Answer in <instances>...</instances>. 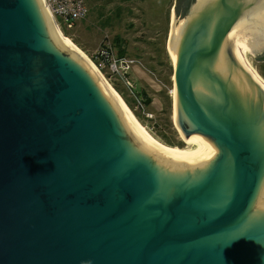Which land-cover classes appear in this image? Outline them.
I'll list each match as a JSON object with an SVG mask.
<instances>
[{
    "label": "water",
    "instance_id": "obj_1",
    "mask_svg": "<svg viewBox=\"0 0 264 264\" xmlns=\"http://www.w3.org/2000/svg\"><path fill=\"white\" fill-rule=\"evenodd\" d=\"M191 0L153 149L37 0H0V264H264V0ZM180 20V19H178Z\"/></svg>",
    "mask_w": 264,
    "mask_h": 264
},
{
    "label": "rangeland",
    "instance_id": "obj_2",
    "mask_svg": "<svg viewBox=\"0 0 264 264\" xmlns=\"http://www.w3.org/2000/svg\"><path fill=\"white\" fill-rule=\"evenodd\" d=\"M84 1L85 18L72 30H63L67 37L58 29L60 34L90 59L151 138L166 147L188 148L175 124L173 66L167 50L172 10L177 20L175 34L185 21L177 13L182 1ZM106 49L129 67L126 74L113 75L100 60L91 59ZM252 68L262 78L264 59L252 63ZM142 92L145 96L140 97Z\"/></svg>",
    "mask_w": 264,
    "mask_h": 264
},
{
    "label": "bare ground",
    "instance_id": "obj_3",
    "mask_svg": "<svg viewBox=\"0 0 264 264\" xmlns=\"http://www.w3.org/2000/svg\"><path fill=\"white\" fill-rule=\"evenodd\" d=\"M199 0H197L198 2ZM42 13L44 15V18L46 20V23L50 29L51 35L53 39L62 47H64L66 50H68L70 53H72L76 59L84 65V67L88 70V72L93 76V78L96 80L100 88L112 99V101L115 103L121 114L125 117V119L130 123L134 131L139 134L153 149H155L158 152L165 153L168 155H186V154H193L197 153L203 150L204 146L200 145V147H195L193 149L185 148H170L163 146L156 142L153 138L149 136V134L143 129V127L138 123L136 118L132 115L131 111L128 109V107L124 104L122 99L119 97V95L112 89V87L107 83L101 72L95 67V65L90 61V59L87 58V56L68 38L63 37L58 28L55 26L50 14L46 10L43 1L42 0H37ZM196 2V3H197ZM177 24V23H176ZM183 26V25H182ZM182 28V27H181ZM181 28L179 32L181 31ZM177 29V25H176ZM172 32V29H171ZM177 31H175L176 33ZM178 32V33H179ZM177 37L179 34H175ZM171 36H169L170 38ZM170 42V39H169ZM169 42L167 45V50H168V55L170 57V60L172 62L173 69L176 67V62L173 58V55L170 51L169 48ZM252 76L254 79V83L258 85L261 90L264 92V81L260 77V75L252 68ZM173 81V108H174V113H175V124L177 126V112H176V86H175V81L174 77L172 79ZM178 129V127H177ZM179 131V129H178ZM181 137L183 138L181 132L179 131ZM185 141V139L183 138ZM186 142V141H185Z\"/></svg>",
    "mask_w": 264,
    "mask_h": 264
},
{
    "label": "built area",
    "instance_id": "obj_4",
    "mask_svg": "<svg viewBox=\"0 0 264 264\" xmlns=\"http://www.w3.org/2000/svg\"><path fill=\"white\" fill-rule=\"evenodd\" d=\"M50 14L55 26L62 32L72 30L76 24L86 16V6L84 0H42ZM63 34V33H62ZM97 54L107 57V50H101ZM107 68L111 74L119 72L126 74L129 67L124 62H119L110 56L107 57Z\"/></svg>",
    "mask_w": 264,
    "mask_h": 264
},
{
    "label": "flooded vegetation",
    "instance_id": "obj_5",
    "mask_svg": "<svg viewBox=\"0 0 264 264\" xmlns=\"http://www.w3.org/2000/svg\"><path fill=\"white\" fill-rule=\"evenodd\" d=\"M182 2H181V4H179V8L177 9V13L181 16V17H183L185 14H186V12H187V10H188V8H189V5H190V3H191V0H181ZM177 2H175V4H176ZM174 4V5H175ZM174 12V11H173ZM136 95H138V93L136 92L135 93ZM142 96H145V93L144 92H142L141 93V96L140 97H142Z\"/></svg>",
    "mask_w": 264,
    "mask_h": 264
},
{
    "label": "trees",
    "instance_id": "obj_6",
    "mask_svg": "<svg viewBox=\"0 0 264 264\" xmlns=\"http://www.w3.org/2000/svg\"><path fill=\"white\" fill-rule=\"evenodd\" d=\"M63 33V32H62ZM64 36H66L64 33H63ZM67 37V36H66ZM107 50V49H106ZM111 56L109 50H107V57L109 58ZM107 57H103L101 56L100 54H96L94 55L91 59L94 60V61H97L99 62L98 60H100V62L104 65V66H107L108 64V60H107ZM262 76V79H264V74L261 75ZM264 81V80H263ZM127 104H129L128 101H126ZM130 105V104H129ZM131 108V106H130ZM132 109V108H131ZM170 146V145H169ZM173 146V145H172ZM171 146V147H172Z\"/></svg>",
    "mask_w": 264,
    "mask_h": 264
}]
</instances>
